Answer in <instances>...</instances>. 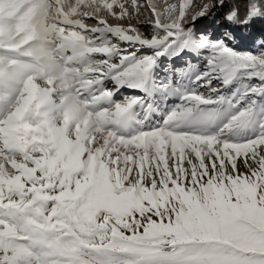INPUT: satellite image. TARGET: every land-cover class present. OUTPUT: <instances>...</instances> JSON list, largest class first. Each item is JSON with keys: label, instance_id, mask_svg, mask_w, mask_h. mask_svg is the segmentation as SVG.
Segmentation results:
<instances>
[{"label": "snow or ice", "instance_id": "obj_1", "mask_svg": "<svg viewBox=\"0 0 264 264\" xmlns=\"http://www.w3.org/2000/svg\"><path fill=\"white\" fill-rule=\"evenodd\" d=\"M209 18L264 0H0V264H264V40Z\"/></svg>", "mask_w": 264, "mask_h": 264}, {"label": "rangeland", "instance_id": "obj_2", "mask_svg": "<svg viewBox=\"0 0 264 264\" xmlns=\"http://www.w3.org/2000/svg\"><path fill=\"white\" fill-rule=\"evenodd\" d=\"M146 18H147L146 15L141 16V19H146ZM216 19L219 20V16H217ZM109 22L115 23V21L111 20V19ZM86 23L95 24L96 21L94 19H89L86 21ZM223 27H225L226 29H223ZM196 28L199 31H205L207 33L212 34L214 39L216 37L223 35L226 31L230 30L226 24L223 23V25H222V23H216L211 18H209L207 20H204V19L199 20L196 24ZM143 30L145 32L148 31V29H143ZM233 32L235 33V35L237 37L236 41L231 42L234 46H236L240 49H243V50H251L257 46L258 43L255 44L254 38L249 37L248 35H245L244 33L239 32V31H233ZM257 38H259V37H256V39ZM184 59L185 60L189 59V57H185ZM163 63H164V66H167L170 62L167 59H165ZM175 64H176V67H183L184 66L183 61H181V60L176 61ZM159 74L162 75L163 74L162 71ZM129 95H140V93L139 92H133V91L127 90V89H123L121 95L117 96V99H122L123 96H129Z\"/></svg>", "mask_w": 264, "mask_h": 264}, {"label": "trees", "instance_id": "obj_3", "mask_svg": "<svg viewBox=\"0 0 264 264\" xmlns=\"http://www.w3.org/2000/svg\"><path fill=\"white\" fill-rule=\"evenodd\" d=\"M219 20H221L220 16H219ZM222 25H223V23H222ZM227 27L229 28L228 25H227ZM223 29H226V28L223 27ZM231 30L242 32L245 35H248L249 37L254 38L255 44L259 43L261 40H264V20H257L255 22H253L248 28H242V29L241 28H232V29H230V31ZM256 37H259V38L256 39Z\"/></svg>", "mask_w": 264, "mask_h": 264}]
</instances>
